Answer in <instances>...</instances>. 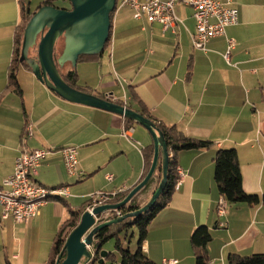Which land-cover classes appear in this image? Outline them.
Masks as SVG:
<instances>
[{
    "label": "crops",
    "instance_id": "1",
    "mask_svg": "<svg viewBox=\"0 0 264 264\" xmlns=\"http://www.w3.org/2000/svg\"><path fill=\"white\" fill-rule=\"evenodd\" d=\"M20 1L27 5L25 0H0V184L13 174L22 150L55 148L41 161L37 181L47 187L68 186L70 197L50 201L28 224L12 219L0 224V264H48L70 210L81 209L95 192L129 191L141 183L143 150L153 139L135 125L132 137L139 146L130 143L122 137L124 117L63 100L27 68L18 73L22 95L7 90ZM232 5L238 9V23L225 36L210 40L206 51L193 47L196 22L188 8L177 7L183 23L176 33L164 32L145 18L134 19L130 9L119 25L121 9L115 14L110 61L101 55L78 62L79 82L95 95H113L116 102L138 108L133 93L156 123L177 125L191 138L214 143L211 149L182 151L176 157L183 173L180 184L151 222L143 243L154 264L164 259L196 264L191 236L201 226L213 237L207 246L209 264H228L231 254L264 253V202L230 204L225 216L217 213L221 196L213 159L220 149L237 151L244 190L264 199V0H233ZM229 40L234 42L231 48ZM89 66L98 69L105 83L89 86ZM27 126L33 135L24 139ZM68 147L78 150L81 179L69 176L64 167L61 150ZM107 175L114 179L107 181ZM149 193L147 202L154 192Z\"/></svg>",
    "mask_w": 264,
    "mask_h": 264
},
{
    "label": "water",
    "instance_id": "2",
    "mask_svg": "<svg viewBox=\"0 0 264 264\" xmlns=\"http://www.w3.org/2000/svg\"><path fill=\"white\" fill-rule=\"evenodd\" d=\"M71 9L43 6L28 23L23 39L21 62H26L36 79L50 91L70 103L104 110L128 119L146 129L153 139L154 157L146 177L124 200L116 204L97 206L86 210L78 226L66 239L65 258L59 257L56 264H87L94 256L95 237L101 230L136 218L152 209L168 182L169 151L162 132L156 123L138 112L120 105L108 95L101 98L72 88L62 78L54 59L55 47L64 38V49L57 60L60 68L70 64L76 69L82 56L97 57L104 54L112 29L111 15L116 10L117 0H69ZM37 47L36 58L29 56ZM162 166L163 178L150 200L139 210L100 222L107 213L116 214L138 197L149 185Z\"/></svg>",
    "mask_w": 264,
    "mask_h": 264
},
{
    "label": "trees",
    "instance_id": "3",
    "mask_svg": "<svg viewBox=\"0 0 264 264\" xmlns=\"http://www.w3.org/2000/svg\"><path fill=\"white\" fill-rule=\"evenodd\" d=\"M69 1V0H68ZM55 6L54 1L46 0L43 1L35 11H32L29 4H25L23 1H20V24L17 28L15 39H14V50H13V58L9 68L8 74V87L7 90H12L17 92L19 95H22V89L18 80L19 70L24 67L29 70L30 67L26 62H21V53H22V38H24V33L26 27L32 17L37 13V11L43 6ZM56 7V6H55ZM116 12L112 13V29L110 33V39L106 45V49L111 44L112 34H113V20ZM62 40L63 45L59 52H57V44ZM55 47L54 59L58 66L59 72L62 78L66 81L68 85L72 88L78 89L80 91L94 94V92L85 86H81L79 84V76L76 69H73L70 64H67L64 68H60L57 63L58 58L63 52L64 49V38H60L58 40ZM38 53V51H37ZM97 57H80L79 61H90ZM70 69L66 72L67 68ZM95 95V94H94ZM101 98H105L102 95H97ZM132 100L138 102L139 107L133 108L132 105H126L129 109L138 112L144 117L155 122L153 117L147 111L145 106L141 101L138 100L137 96L132 93ZM120 105H124L123 102H117ZM126 127H133L138 125L128 119H125ZM156 123V122H155ZM158 129L162 132L164 139L167 143L168 151H169V169H168V182L167 185L162 192L160 198L158 199L155 206L150 209L148 212L142 214L136 218H129L124 222L113 225L111 227L105 228L97 233L95 237V246L93 248L94 256L91 262L87 264H96L102 260L101 251L104 245L111 239H115V248L116 251L121 255V264H154L144 253L143 251V243L146 240L148 234V228L153 221V219L157 216V214L163 210L168 203L170 202L172 195L175 191V186L178 182L179 176L177 173V155L182 151H191V150H207L214 147V143L208 140L195 139L187 136L184 131L178 127L177 125H173L171 127H167L165 125L156 123ZM143 156L145 161V175L148 174L153 157H154V144L150 145L146 149L143 150ZM214 179L218 189V192L221 197L225 198L228 204L230 205H238V204H248L250 206H258L264 199H261L257 194H249L244 190L243 186V176L242 170L238 158V153L235 149H220L217 151L214 159ZM143 178V179H144ZM156 178V179H155ZM163 178V170L161 164H159L158 169L154 175V178L151 180L149 185L142 191L145 192L148 190L156 180L157 187L159 186L161 180ZM156 187V188H157ZM130 189L127 193L121 194L115 197L111 204H116L121 202L126 198V196L131 192ZM147 202L141 204L138 201V198H134L129 205L123 207L119 210L122 215H125L130 212H134L142 208ZM90 201H88L81 209L77 211H69L68 217L64 221L61 229L59 230L53 248L50 253L48 264H56L59 257L63 259L66 256L64 251V246L66 243V239L69 234L78 226L82 214L89 207ZM116 214H112L110 219L116 218ZM103 222V221H101ZM131 228H137L139 232V242L136 252H132L130 248H125L124 242L120 238L123 233L128 232ZM213 237L206 226L198 227L191 236L192 247L195 252L196 264H209L210 258L207 253V246L212 242ZM106 262H113L115 260V255L109 253L106 257ZM228 264H264V253L261 254H253L250 256H241L238 254H231L228 257Z\"/></svg>",
    "mask_w": 264,
    "mask_h": 264
},
{
    "label": "built area",
    "instance_id": "4",
    "mask_svg": "<svg viewBox=\"0 0 264 264\" xmlns=\"http://www.w3.org/2000/svg\"><path fill=\"white\" fill-rule=\"evenodd\" d=\"M232 4L233 0H117L115 12L124 8L130 9L134 19L145 18L150 23H159L164 32L176 33L179 25L183 23L177 14V7L188 8L196 22V31L192 34L193 47L196 50L206 51L210 40L225 36L226 29L238 23L239 12ZM229 45L230 48L233 47L234 42L229 40ZM110 97L116 101L113 96ZM133 132L132 127H124L122 137L139 146V143L132 137ZM32 135L31 126H27L24 139L31 138ZM52 151H56L55 148L21 151L13 174L0 184V224L9 219L18 224H28L50 201L64 200L70 197L68 186L47 187L37 181L40 163ZM61 153L68 175L81 179L83 173L79 169L77 148H64ZM177 173L180 178L175 188H178L183 176L180 169H177ZM106 179L112 181L114 176L107 175ZM127 192L126 187L112 193L97 192L89 197L90 205L87 210L92 211L97 206L111 204L115 197ZM228 207L226 199L221 197L217 207L218 216H225ZM108 214L110 213L105 215ZM121 215L120 212L116 213L117 217ZM103 219L111 220L108 217L102 218L101 221H104ZM220 226L225 227L226 224L221 223ZM161 264H178V261L164 259Z\"/></svg>",
    "mask_w": 264,
    "mask_h": 264
},
{
    "label": "rangeland",
    "instance_id": "5",
    "mask_svg": "<svg viewBox=\"0 0 264 264\" xmlns=\"http://www.w3.org/2000/svg\"><path fill=\"white\" fill-rule=\"evenodd\" d=\"M27 2V4H29L30 8L32 11H35L36 8L45 0H25ZM55 1V6L58 7V8H65V9H71V5H70V2L68 0H54ZM121 11V10H120ZM129 12L128 9L124 8L120 14H118V21L117 24L120 25L121 23V19L126 17V14ZM115 17H114V20H113V36H112V40H111V44L109 45V47L105 50L104 54H103V59H105V62L107 61H110V58H112V54L113 53V44L115 42V38H116V32H115ZM121 33V30H120V27L117 31V37H119ZM141 32L139 31L138 34H140ZM136 36L137 34L134 33ZM141 35V34H140ZM23 39L22 38V42H21V46L23 47ZM63 45V42L62 40H60L57 44V52L60 51L61 47ZM37 47H34L30 50V53H29V56L31 58H36L37 57ZM78 68H79V65H77L76 67V71L78 72ZM99 69V64H98V67ZM98 69H96L95 67H92V66H89V70H90V85L89 86H96L98 84H100V82H104L105 83V80H103L101 74L97 71ZM81 85H85V82L84 81H80L79 82ZM137 128L139 129H143L142 127L140 126H136ZM68 184H71V182H68ZM74 184V183H73ZM75 187V186H74ZM157 187V183L156 184H153L148 190H146L145 192H142L137 198H138V201H140L141 204H144L146 201V199H148V197H146V193L149 191L150 193L149 194H152L155 189ZM74 190V188H73ZM97 193V192H95ZM93 193V194H95ZM93 194H90L89 197ZM148 196V195H147ZM87 210V209H86ZM110 218V217H109ZM104 220V219H103ZM106 221V220H104ZM122 239V241L124 242V246L125 248H130L132 252H136L137 250V247H138V242H139V232L137 230V228H131L128 230V232L126 233H123L120 237ZM115 243H116V240L115 239H111L109 240L103 247L102 251H101V257H102V260L100 262H97L96 264H104V261H105V258L107 257V255L109 253H112L115 255V260L113 262H109L108 264H121V255L119 252L116 251V248H115ZM132 246V247H131Z\"/></svg>",
    "mask_w": 264,
    "mask_h": 264
}]
</instances>
